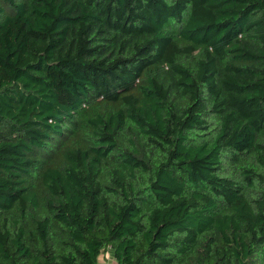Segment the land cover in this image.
<instances>
[{
    "label": "trees",
    "instance_id": "obj_1",
    "mask_svg": "<svg viewBox=\"0 0 264 264\" xmlns=\"http://www.w3.org/2000/svg\"><path fill=\"white\" fill-rule=\"evenodd\" d=\"M108 252L264 264V0H0V264Z\"/></svg>",
    "mask_w": 264,
    "mask_h": 264
},
{
    "label": "built area",
    "instance_id": "obj_2",
    "mask_svg": "<svg viewBox=\"0 0 264 264\" xmlns=\"http://www.w3.org/2000/svg\"><path fill=\"white\" fill-rule=\"evenodd\" d=\"M102 256H103V257L105 258V260H107V261H108V260L110 261V260L112 259V258H111V254H110V252H108V253H106V254H103ZM111 262H112V260H111Z\"/></svg>",
    "mask_w": 264,
    "mask_h": 264
},
{
    "label": "crops",
    "instance_id": "obj_3",
    "mask_svg": "<svg viewBox=\"0 0 264 264\" xmlns=\"http://www.w3.org/2000/svg\"><path fill=\"white\" fill-rule=\"evenodd\" d=\"M101 264H112V262H111V260L110 261L109 260L107 261L104 258H101Z\"/></svg>",
    "mask_w": 264,
    "mask_h": 264
}]
</instances>
